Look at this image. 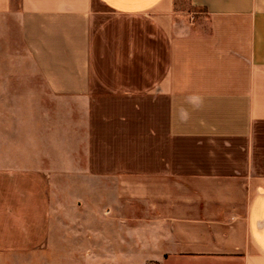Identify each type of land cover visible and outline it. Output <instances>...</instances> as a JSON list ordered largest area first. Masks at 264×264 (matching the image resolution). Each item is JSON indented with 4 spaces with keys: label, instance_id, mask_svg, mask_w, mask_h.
<instances>
[{
    "label": "crops",
    "instance_id": "0c3cea01",
    "mask_svg": "<svg viewBox=\"0 0 264 264\" xmlns=\"http://www.w3.org/2000/svg\"><path fill=\"white\" fill-rule=\"evenodd\" d=\"M162 263L264 264V0H0V264Z\"/></svg>",
    "mask_w": 264,
    "mask_h": 264
},
{
    "label": "rangeland",
    "instance_id": "374dc122",
    "mask_svg": "<svg viewBox=\"0 0 264 264\" xmlns=\"http://www.w3.org/2000/svg\"><path fill=\"white\" fill-rule=\"evenodd\" d=\"M183 9H185V6L182 7ZM68 235V234H67ZM162 264H166V263H162Z\"/></svg>",
    "mask_w": 264,
    "mask_h": 264
}]
</instances>
